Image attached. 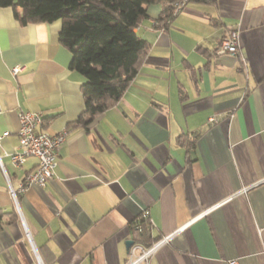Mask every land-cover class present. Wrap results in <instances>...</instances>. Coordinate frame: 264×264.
<instances>
[{
	"label": "crops",
	"instance_id": "0c3cea01",
	"mask_svg": "<svg viewBox=\"0 0 264 264\" xmlns=\"http://www.w3.org/2000/svg\"><path fill=\"white\" fill-rule=\"evenodd\" d=\"M165 7L135 29L151 47L118 103L83 125L61 22L0 6V264H126L144 211L152 244L172 235L147 264H264V0H189L152 27ZM231 30L237 55H217ZM26 111L66 136L52 178L16 206L9 186L37 164L10 162Z\"/></svg>",
	"mask_w": 264,
	"mask_h": 264
},
{
	"label": "trees",
	"instance_id": "16d2710c",
	"mask_svg": "<svg viewBox=\"0 0 264 264\" xmlns=\"http://www.w3.org/2000/svg\"><path fill=\"white\" fill-rule=\"evenodd\" d=\"M178 1L0 0V6L12 8L20 24L61 22L59 41L71 55L69 68L84 79L85 108L77 122L85 125L118 103L148 54L150 44L135 32L147 19V7L167 3L155 20V28L165 29ZM151 228L139 216L132 227L134 243L149 247Z\"/></svg>",
	"mask_w": 264,
	"mask_h": 264
},
{
	"label": "built area",
	"instance_id": "2783aa9c",
	"mask_svg": "<svg viewBox=\"0 0 264 264\" xmlns=\"http://www.w3.org/2000/svg\"><path fill=\"white\" fill-rule=\"evenodd\" d=\"M187 0H179L175 3L173 15H177L185 5ZM156 21L151 22V26L155 27ZM239 34L237 31L231 30L220 40L216 50L217 55L229 54L237 55ZM22 67L16 66L11 68V74L16 75L21 71ZM19 129L17 132L18 144L10 154V162L17 167L25 162L28 157H34L37 160L35 169L27 173L17 190H13L9 186V194L17 206V193H22L29 186L36 185L45 187L47 182L52 178L54 169L59 160V150L66 136V131L56 134H49L42 131L43 115L40 112H20L18 114ZM5 136V134H4ZM0 166L2 164L0 162ZM3 168V167H2ZM141 219L147 220L150 226L152 221L148 217V212L144 211L140 215ZM27 237L28 234L26 233ZM172 235L162 237L159 241L151 244L149 247H143L138 243H133L128 249V261L126 264H147L149 258L159 249V247L167 244ZM228 264H238L236 261H230Z\"/></svg>",
	"mask_w": 264,
	"mask_h": 264
},
{
	"label": "water",
	"instance_id": "95a60500",
	"mask_svg": "<svg viewBox=\"0 0 264 264\" xmlns=\"http://www.w3.org/2000/svg\"><path fill=\"white\" fill-rule=\"evenodd\" d=\"M132 244H133V242H131V241H127V242L125 243V247H126V249L128 250L129 247H130Z\"/></svg>",
	"mask_w": 264,
	"mask_h": 264
}]
</instances>
